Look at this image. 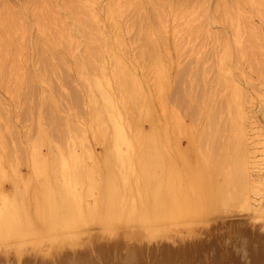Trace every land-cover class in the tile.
I'll return each mask as SVG.
<instances>
[{
    "label": "bare ground",
    "instance_id": "1",
    "mask_svg": "<svg viewBox=\"0 0 264 264\" xmlns=\"http://www.w3.org/2000/svg\"><path fill=\"white\" fill-rule=\"evenodd\" d=\"M111 3L106 15L114 19L121 10ZM220 6L222 13L228 11L226 3ZM67 8L76 30L85 39L83 56L73 60L76 77L83 86L88 104L83 119L85 128L73 121L70 112L60 114L62 100L68 99L77 108L81 99L80 92L70 88L66 73L65 59L69 53L66 47L70 49L73 33L63 26L59 31L51 30V41L37 40V62L41 70L28 77H16L17 83L25 85L31 97L37 79L47 77L56 81L51 87L52 93L45 97L44 107L38 108L35 135L28 140V149L17 147L14 154L5 134L0 131V242L28 240L33 244L36 238L43 241L41 238L46 237L43 234L49 232L53 238L48 241L47 247L54 249L55 245L64 243L68 246L71 244L69 241L77 242L78 236L74 232L84 224L116 221L126 226H143L142 231L132 229L127 232L129 238L140 241L131 244L125 251H111L109 248L97 253L78 251L66 257L62 264H264L263 237L246 238L242 233L235 232L231 239H227V245L216 241L201 243L192 238L179 244L172 241L174 239L170 236H175L172 234L167 237V242L155 239L156 231L150 229L159 221L182 220L222 206L238 205L246 211H253L248 186L257 190L264 183V161H258L262 172L251 181L249 162L245 161L247 154L244 153L246 157L242 154V150H247L249 138L242 125L243 112L237 101L239 91L232 86L224 67L229 49L225 48L218 59L216 83L218 87L230 89V94L220 96L216 105L206 112L197 101L191 102L190 92L185 89L179 91L175 98L177 102L187 104L193 119L204 116L206 128L200 133V141L212 146L207 155L202 154L201 173L189 165L195 197L190 199L181 194L175 166L159 147L149 105L163 110V100L169 90L165 58L153 37L155 35L162 43L164 30L159 24L158 27L154 25L156 28L153 31L147 25H140V56L151 76V84H146L138 80L112 52V47H118L120 40L109 37L104 31L93 2L68 5ZM139 9L136 6V10ZM6 16H0V27L5 29L11 28ZM157 17L160 18V14ZM196 32L192 29L188 31L190 35ZM10 45L13 46L11 56L14 58L20 45L15 34L1 38L0 54L7 55ZM57 45H64L65 50L59 51ZM107 58L112 60V70ZM3 65L2 56L0 69ZM67 88V92L63 91ZM32 105L31 101L25 114L34 115L35 107ZM42 119L47 120L48 127L41 124ZM177 128L175 138L179 140L180 127ZM186 135L188 141L193 139L191 134ZM163 137L168 138L166 129ZM224 138L226 142H223ZM259 144L263 148L264 141L256 143L257 146ZM76 147L81 149V153L79 150L76 154ZM261 151L264 152V149ZM22 159L28 166L30 182L33 177H41L32 200L36 224L21 212L12 191L15 182L10 174L11 165ZM90 197L93 199L91 203L88 202ZM147 234L154 235L150 238L155 239L153 244L145 242L149 240ZM12 245L19 248L17 244H11L10 248ZM70 247L80 246L72 244ZM48 249L45 251H50L49 254L54 252ZM6 255L10 254L6 252Z\"/></svg>",
    "mask_w": 264,
    "mask_h": 264
},
{
    "label": "rangeland",
    "instance_id": "2",
    "mask_svg": "<svg viewBox=\"0 0 264 264\" xmlns=\"http://www.w3.org/2000/svg\"><path fill=\"white\" fill-rule=\"evenodd\" d=\"M111 1L121 10L114 19L106 15ZM86 2H93L100 14V24L107 35L120 40V45L113 46L112 52L142 83L151 84V76L140 56L142 42L140 25H147L153 31L159 24L164 30L165 39L162 43L155 35L153 37L165 58L169 90L163 100V110L159 106L149 105L152 118L155 120L159 147L166 152L165 155L175 166L181 194L190 199L195 197L189 165L201 173L202 154L207 155L212 146L210 143L200 141V133L206 128L204 116L193 119L187 104H181L175 98L179 91L185 89L190 92L191 102L197 101L206 112L212 105H216L220 96L230 94V89L225 90L216 83L218 59L225 48L229 49L224 66L225 72L232 86L239 91L237 101L243 112L242 125L245 126L249 138L247 150H242V154L243 156L244 153L247 154L245 161L249 162L250 180L257 179L262 172L258 161H264V152L261 151L264 145L263 148L260 144L256 145L258 141H264V0H0V16L7 15L11 24V28L0 27V42L2 37L8 38L14 34L19 37L20 42L14 58L11 56L12 45L8 47L7 55L0 54V57L4 58L3 68L0 69V131L5 134L11 151L16 154L17 147L28 149V140L35 135L34 125L37 121L38 108L44 107L45 97L52 93L51 87L56 82L47 77L37 79L34 95L31 97L25 85L17 83L16 77H28L41 70L37 62L39 52L37 40L51 41V30L59 31L63 26L71 29L73 33L72 45L70 49L66 47V50H69L65 59L66 73L70 88L78 90L81 99L77 108H74L68 99L62 100L59 106L60 114L70 112L73 121L85 128L83 119L88 111V104L73 66V60L83 56L85 39L76 30L67 6ZM222 3H226L228 8L226 13L221 11ZM136 6L140 7L138 11ZM157 13L160 14V18L157 17ZM190 29L198 32L190 35L188 33ZM56 48L60 51L64 49V45H57ZM107 60L110 63L109 69L112 70V60L110 58ZM68 89L63 91L67 92ZM145 90L147 91V87ZM116 96L119 97L118 92ZM31 101L35 107L32 116L25 114ZM41 124L48 127L45 119L41 120ZM177 127H180L179 140L175 138ZM165 129L168 133L167 140L163 137ZM186 134H191L193 139L188 141ZM222 140L226 142V138ZM96 149L98 150L97 147ZM75 150L76 154L79 150L81 153L79 147ZM10 174L15 182L12 191L16 195L21 212L36 224L32 200L36 196V187L41 177H33L30 182L31 175L23 159L19 163L16 161L12 163ZM247 193L253 206L251 212L241 206L237 207L238 205H230L228 208L222 206L223 208L207 211L208 213L203 212L182 220L180 218L178 222L159 221L154 223L156 225L153 227L150 226V229L156 231L155 239L160 238L161 241L167 242V237L172 234L175 235L170 236L174 239L172 241L179 244L192 238L201 243L216 241L227 245L229 242L227 239H231L235 232L242 233L246 238L255 236L264 238V183L257 190L248 186ZM91 200H93L91 197L88 198V202L91 203ZM132 229L142 231L143 226L138 224L126 226L116 221L89 222L74 232L78 236L77 242L69 241L71 244L67 242L68 246L60 244L65 247L55 245L54 249L51 248L54 250L52 254H49L51 249L47 247L48 241L53 238L49 232L43 234L46 240L41 238L43 241H40L36 238L37 241L33 240V244L28 240L7 241L9 245L0 242V247L4 251L1 252L0 249V263L62 264L66 257L78 251L97 253L107 248L111 251L113 249L125 251L131 244L140 241L132 239L134 237L129 238L130 234L127 235V232L133 231ZM149 236L146 238L152 241H147L146 238L143 240L153 244L155 239L150 238L154 235ZM2 244L5 248L1 246ZM11 244H17L19 248L17 249L16 245L10 248ZM72 244L80 247L72 248L70 247ZM46 249L49 252H46ZM6 252L10 255H6Z\"/></svg>",
    "mask_w": 264,
    "mask_h": 264
}]
</instances>
